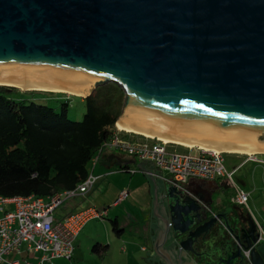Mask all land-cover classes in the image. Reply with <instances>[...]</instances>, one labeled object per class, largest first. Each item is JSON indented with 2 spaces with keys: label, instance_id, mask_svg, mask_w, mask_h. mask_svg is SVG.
<instances>
[{
  "label": "water",
  "instance_id": "water-1",
  "mask_svg": "<svg viewBox=\"0 0 264 264\" xmlns=\"http://www.w3.org/2000/svg\"><path fill=\"white\" fill-rule=\"evenodd\" d=\"M0 73L55 77L85 96L115 83L128 124L264 148V0H0ZM151 196L146 264H195L198 236L231 211L198 218L202 198L163 179ZM256 238L236 237L234 264Z\"/></svg>",
  "mask_w": 264,
  "mask_h": 264
},
{
  "label": "trees",
  "instance_id": "trees-1",
  "mask_svg": "<svg viewBox=\"0 0 264 264\" xmlns=\"http://www.w3.org/2000/svg\"><path fill=\"white\" fill-rule=\"evenodd\" d=\"M24 94L0 86V195L44 197L75 188L88 176L91 158L115 128L123 90L108 83L88 96H72L84 106L80 120L68 118L69 98L55 108ZM110 223L118 233L115 219ZM92 250L99 248L94 245Z\"/></svg>",
  "mask_w": 264,
  "mask_h": 264
},
{
  "label": "built area",
  "instance_id": "built-area-1",
  "mask_svg": "<svg viewBox=\"0 0 264 264\" xmlns=\"http://www.w3.org/2000/svg\"><path fill=\"white\" fill-rule=\"evenodd\" d=\"M176 147H182L180 151ZM116 150L149 161L161 172L160 177L180 188L192 180L214 181L224 179L235 189L230 203L247 207L249 194L238 187L232 179L234 171L225 168L223 152L186 147L172 142L148 138L139 134L113 128L97 153L91 158L88 176L75 188L61 191L52 196L4 197L0 195V264H46L57 258L70 259L73 255L74 240L84 225L91 219L101 218L105 208L88 206L75 211L61 220H55L54 212L63 202L77 194H85L98 176L92 173L95 163L104 151ZM264 163V154L249 155ZM135 169H129L134 172ZM122 190L119 199L127 196ZM257 233L255 243L243 250L247 264H252L251 251L257 244H264V227L254 221ZM257 250V249H256ZM25 253L23 260L11 255ZM264 264V255H260Z\"/></svg>",
  "mask_w": 264,
  "mask_h": 264
},
{
  "label": "crops",
  "instance_id": "crops-1",
  "mask_svg": "<svg viewBox=\"0 0 264 264\" xmlns=\"http://www.w3.org/2000/svg\"><path fill=\"white\" fill-rule=\"evenodd\" d=\"M229 154L239 156L236 157L239 161L225 165L227 170L234 171L236 174L244 166L250 165L249 173H247L249 185L247 179H238V187L248 192L249 199L258 189H261L264 194V171L260 175L256 174L257 167L264 164L252 159L249 155ZM129 169H135V171L129 172ZM92 171L98 176L92 187L85 194H77L66 199L55 210L54 218L61 220L88 206L105 208L106 214L99 219H91L84 225L74 240L73 255L70 259L57 258L46 264H88V262L93 264H146L144 259L148 258L151 251V193L156 185L160 184L161 172L149 161L138 160L134 157L131 159L110 152L105 153V151L100 154ZM137 172L141 173V177H135ZM126 174H130L128 181L125 178L128 176ZM149 177H153L154 180H150ZM216 182L223 183L225 187L229 186L224 179L205 182L192 180L184 186V189L190 190L195 197L206 196L209 199L207 204L212 208L210 193ZM128 185L133 186L131 190L128 189ZM124 189L128 191V194L119 199L120 192ZM226 204L229 203L220 202L218 207L222 208ZM242 208L250 215L253 222L256 221L264 227V214L262 215L255 209L259 215L257 216L248 208V205ZM104 217L115 219L120 231L116 233L110 221H106ZM94 245L99 250L93 251ZM256 251L259 253L258 250ZM24 255L25 253H21L11 255V257L23 260ZM31 262L36 263V256L31 258Z\"/></svg>",
  "mask_w": 264,
  "mask_h": 264
},
{
  "label": "flooded vegetation",
  "instance_id": "flooded-vegetation-1",
  "mask_svg": "<svg viewBox=\"0 0 264 264\" xmlns=\"http://www.w3.org/2000/svg\"><path fill=\"white\" fill-rule=\"evenodd\" d=\"M201 198L204 203L195 211L198 218L203 217L207 220L228 207L231 208V211L224 218L217 219L210 226L207 234L204 232L198 236L197 244H195L194 251L190 256L195 264H234L237 262V258L228 256L226 252L232 251L233 242L236 241L238 235L241 241H245L257 234L254 222L240 206L229 203L218 210H213L207 204L209 199L206 196ZM237 225L245 229L243 233L238 232ZM242 263H247L245 257Z\"/></svg>",
  "mask_w": 264,
  "mask_h": 264
},
{
  "label": "bare ground",
  "instance_id": "bare-ground-1",
  "mask_svg": "<svg viewBox=\"0 0 264 264\" xmlns=\"http://www.w3.org/2000/svg\"><path fill=\"white\" fill-rule=\"evenodd\" d=\"M58 81L54 84L51 81ZM0 85L13 86L21 90H38L49 91L54 93H67L75 96L84 97L88 89L77 86L73 82L58 79L51 76L33 75V74H16L0 73ZM116 127L126 132L139 134L148 138L159 139L164 142H172L186 147H198L203 150H210L223 153H239L245 155L264 154V148L252 147L246 145L216 144L209 141H203L197 138H186L176 135H167L161 132L137 127L124 122L121 118L116 121Z\"/></svg>",
  "mask_w": 264,
  "mask_h": 264
},
{
  "label": "rangeland",
  "instance_id": "rangeland-1",
  "mask_svg": "<svg viewBox=\"0 0 264 264\" xmlns=\"http://www.w3.org/2000/svg\"><path fill=\"white\" fill-rule=\"evenodd\" d=\"M0 86H4V85H0ZM6 87L15 88V89H18L19 91L26 92L27 94H24L25 98L32 99L34 101H39L40 103L47 104V105H50V106L55 107V108L59 107L61 100H65V99L69 98L68 99L69 100V108H68L67 116L71 120H80L82 118L83 113H84V106L80 102V100L77 98H72V96H75V95H71V94H67V93H63V94L62 93H54V92H50V94L49 93H44V94L32 93V94H30L28 92L38 91V90H21L20 88L13 87V86H6ZM47 92H49V91H47ZM77 97L82 98V96H77ZM114 127H116V124ZM176 148L180 151H185V149H183L182 147H176ZM106 152L114 153L118 156H124V157H128L131 159H133V157H134V156H131V155H128L125 153L118 152L116 150H112V151L107 150V151H105V153ZM236 157H239V156H235L234 154H229V153H223L224 165H227L229 163L235 164V162L239 161V159H236ZM249 170H250V165H246L243 168H241L236 174L235 173L233 174L232 179L234 180L236 185L239 183V181H237L238 179H241V180L247 179V181H248L247 173H249ZM96 171H97V168L95 169V172ZM263 171H264V165L259 166V167H257L256 174L260 175L261 173H263ZM92 173H93V171H92ZM123 175H125V174H123ZM126 175H128V176H125L126 181H128L130 174H126ZM135 177H141V173L137 172ZM201 181L205 182V180H201ZM187 185H188V183L184 184V186H187ZM248 185H249V181H248ZM128 187H129L128 189L131 190L133 186L128 185ZM210 194H211V205H212V208L215 210V209L219 208L218 204L220 202L224 201L226 203H230L231 197H233V195L235 194V189L231 185L225 187V185L223 183L216 182L214 184V187L211 190ZM247 205H248V208L252 212H255V209H256L262 215L264 214L263 213L264 194L261 191V189H258V191L257 190L255 191L254 195L248 200ZM256 215H257V213H256ZM257 216H259V215H257ZM104 218L107 219L106 221H110L112 219V217H107V218L104 217ZM256 249L259 251L260 255H264V244L263 243L257 244ZM91 263L92 262H88V264H91Z\"/></svg>",
  "mask_w": 264,
  "mask_h": 264
}]
</instances>
